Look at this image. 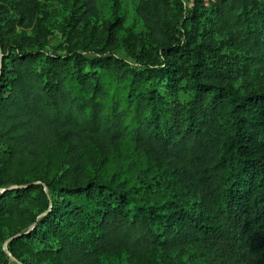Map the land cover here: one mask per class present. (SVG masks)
I'll return each mask as SVG.
<instances>
[{
  "label": "trees",
  "instance_id": "1",
  "mask_svg": "<svg viewBox=\"0 0 264 264\" xmlns=\"http://www.w3.org/2000/svg\"><path fill=\"white\" fill-rule=\"evenodd\" d=\"M11 1L18 25L34 22V0ZM136 11L151 39L138 66L114 54L118 15L92 46L68 39L0 64V187L14 185L0 220L45 214L31 231L8 226L2 264L151 260L200 240L264 264V87L231 86L213 36L230 33L264 67V0H139Z\"/></svg>",
  "mask_w": 264,
  "mask_h": 264
},
{
  "label": "rangeland",
  "instance_id": "2",
  "mask_svg": "<svg viewBox=\"0 0 264 264\" xmlns=\"http://www.w3.org/2000/svg\"><path fill=\"white\" fill-rule=\"evenodd\" d=\"M139 0H118L115 10L114 0H97V14L86 9L84 0H34L30 6L35 12L33 23L18 25L19 9L11 0H0V64L9 56L17 54L22 49L41 50L47 53L62 52L71 39L78 45L92 46L98 38L96 33L101 31L104 20L113 19L116 15L121 18L122 28H117L119 44L114 54L126 58L134 66H138L137 55L142 46L151 44L149 33L140 19L136 7ZM188 7L194 5V0H183ZM209 6V2L206 1ZM16 18V19H14ZM28 22V21H27ZM190 28V26H189ZM220 43L218 46L219 60L228 71L227 81L239 91L264 87V67L253 58V53L231 44V34H213ZM8 59L7 62H9ZM1 67V66H0ZM178 89V101L184 102L189 96L184 82ZM160 90L164 84L160 83ZM176 102V100H173ZM7 150L2 145L1 152ZM12 189L14 185L0 187ZM45 192L49 195L47 186ZM192 199L190 200L191 205ZM53 205V203H52ZM45 214L40 213L34 221L9 219L0 220V249L7 252V240L12 231L8 226L18 228L23 232L31 231L38 220ZM22 233V232H21ZM20 234V233H17ZM16 235V234H15ZM38 241V240H37ZM51 241L42 242L41 248H52ZM9 264H16L10 257ZM32 261L31 258H29ZM4 261L0 259V264ZM105 264H250L247 256L234 250L228 244L209 243L200 240L170 253L159 251L151 260L133 261L126 253H117L104 258Z\"/></svg>",
  "mask_w": 264,
  "mask_h": 264
},
{
  "label": "water",
  "instance_id": "3",
  "mask_svg": "<svg viewBox=\"0 0 264 264\" xmlns=\"http://www.w3.org/2000/svg\"><path fill=\"white\" fill-rule=\"evenodd\" d=\"M4 189H2V191H3ZM8 241L9 240H7V242L6 243H8ZM6 250H7V252L9 253V251H8V248H6ZM14 260H16L15 258H13ZM17 261V260H16ZM19 264H23V263H21V262H19Z\"/></svg>",
  "mask_w": 264,
  "mask_h": 264
}]
</instances>
